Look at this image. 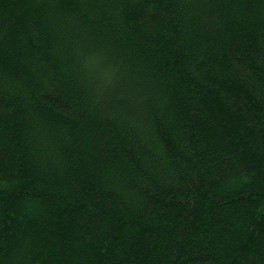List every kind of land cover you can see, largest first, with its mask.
Listing matches in <instances>:
<instances>
[{"label": "trees", "instance_id": "1", "mask_svg": "<svg viewBox=\"0 0 264 264\" xmlns=\"http://www.w3.org/2000/svg\"><path fill=\"white\" fill-rule=\"evenodd\" d=\"M0 264H264V0H0Z\"/></svg>", "mask_w": 264, "mask_h": 264}]
</instances>
